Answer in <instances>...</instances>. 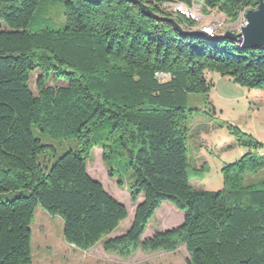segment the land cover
I'll use <instances>...</instances> for the list:
<instances>
[{"label": "trees", "instance_id": "16d2710c", "mask_svg": "<svg viewBox=\"0 0 264 264\" xmlns=\"http://www.w3.org/2000/svg\"><path fill=\"white\" fill-rule=\"evenodd\" d=\"M45 1L0 0V194H19L0 198V264H33L38 206L61 217L65 240L83 251L102 241L106 252L130 258L185 245L186 264H264V155L226 165L224 188L209 191L191 185L187 148V120L199 111L189 96L211 91L208 71L246 86L249 112L264 122V47L181 35L128 0H62L63 28L32 31ZM141 1L185 29L198 25L164 4L191 7L197 0ZM201 2L205 12L236 22L260 0ZM35 71L38 94L31 87ZM107 119L112 131L99 143L94 129ZM35 125L53 139L73 138V146L59 155L35 136ZM235 133L251 150L263 149L253 136ZM95 146L108 164L115 146L130 160L136 209L123 234L113 235L129 216L127 206L88 172ZM114 176L123 187L124 177ZM165 201L185 213L183 222L143 239Z\"/></svg>", "mask_w": 264, "mask_h": 264}, {"label": "rangeland", "instance_id": "374dc122", "mask_svg": "<svg viewBox=\"0 0 264 264\" xmlns=\"http://www.w3.org/2000/svg\"><path fill=\"white\" fill-rule=\"evenodd\" d=\"M195 5V4H194ZM202 15L198 25L214 26V30L224 32L233 30L239 32L244 18L231 22L224 14L213 10L208 13L200 6ZM65 24L64 3L62 0H46L35 12L30 30L36 31L42 27L61 29ZM207 26V25H206ZM194 29H199L196 26ZM193 29V30H194ZM40 75L35 71L31 77V87L38 94L37 80ZM207 78L214 82V87L208 93L191 94L189 105L199 109L187 120L188 135L187 148L191 166V185L195 189L219 191L224 188L223 168L241 160L253 153L264 155V122H260L249 112L248 88L235 82L230 76H222L217 72L208 71ZM62 84V83H61ZM264 114V109L262 110ZM113 122L107 119L103 126L94 129V139L101 142L112 131ZM238 128L246 135L263 143V149L254 151L245 146L235 133ZM33 132L45 144L58 148L59 155L73 146V138L53 139L44 134L35 125ZM109 164L103 159V148L95 146L88 161V172L105 189L129 210L127 219L121 222L120 227L113 235L126 232L131 225L136 205L131 200L130 184L135 177L130 168L128 154L119 146L114 147ZM124 177V186L120 187L114 176ZM17 192L0 194L3 200L13 199ZM144 198L141 195L139 202ZM185 213L170 202H163L154 217L149 221L143 239L149 238L156 231L176 227L184 220ZM32 258L33 264H186L188 250L185 245L174 252L158 251L153 253L141 250L130 258H121L106 252L102 241L95 247L83 251L69 244L64 238V221L59 216L50 215L42 206H38L32 224Z\"/></svg>", "mask_w": 264, "mask_h": 264}, {"label": "water", "instance_id": "95a60500", "mask_svg": "<svg viewBox=\"0 0 264 264\" xmlns=\"http://www.w3.org/2000/svg\"><path fill=\"white\" fill-rule=\"evenodd\" d=\"M138 4L142 12L152 18L167 19L173 24L174 28L181 35H195L203 37L206 40H213L217 38H226L238 41L243 48H260L264 47V0H260L257 7L249 9L245 14V20L239 32L227 30L222 35H211L203 29L189 30L185 29L177 22L175 17H162L155 13L149 5L143 3L141 0H128Z\"/></svg>", "mask_w": 264, "mask_h": 264}, {"label": "bare ground", "instance_id": "6f19581e", "mask_svg": "<svg viewBox=\"0 0 264 264\" xmlns=\"http://www.w3.org/2000/svg\"><path fill=\"white\" fill-rule=\"evenodd\" d=\"M177 5H178V7H181V8H183L184 10H193V6H191V7H189V6H187L186 4H184V3H176ZM178 7L177 6H174L173 8H174V11L176 12V13H180L181 14V12L180 11H178ZM248 11V10H247ZM246 11V12H247ZM246 12L244 11L242 14H241V17H240V19L238 20V21H240L241 19H242V16H243V18H244V20H245V14H246ZM186 17H188V18H191V19H193V20H195L196 22H199L200 20H201V18H202V15H200L199 14V12H198V16L196 17V16H194V15H187ZM244 22V21H243ZM198 27H199V29H203L205 32H207V33H210L211 35H215L216 34V31L217 30H214V26L213 25H207V26H204V27H201L200 25H197Z\"/></svg>", "mask_w": 264, "mask_h": 264}, {"label": "built area", "instance_id": "2783aa9c", "mask_svg": "<svg viewBox=\"0 0 264 264\" xmlns=\"http://www.w3.org/2000/svg\"><path fill=\"white\" fill-rule=\"evenodd\" d=\"M164 4H167L168 6H177V4L175 3H169V2H166ZM200 6H196V5H193V10H184L183 8L181 7H178V11L181 12V15H183L184 17L187 16V15H194V16H198V12H200ZM156 75L159 77V78H162L163 80L166 79L168 77V75L162 73V72H157Z\"/></svg>", "mask_w": 264, "mask_h": 264}, {"label": "crops", "instance_id": "0c3cea01", "mask_svg": "<svg viewBox=\"0 0 264 264\" xmlns=\"http://www.w3.org/2000/svg\"><path fill=\"white\" fill-rule=\"evenodd\" d=\"M195 5H196V6H201V5H202L201 0H197V1L195 2ZM208 23H209V22H206L205 24H201L200 26H201V27H204V26L208 25ZM113 234H114V233H113ZM188 257H189V255H188Z\"/></svg>", "mask_w": 264, "mask_h": 264}]
</instances>
